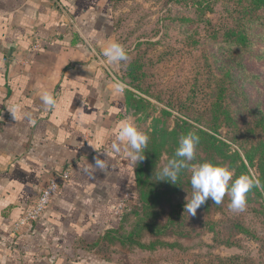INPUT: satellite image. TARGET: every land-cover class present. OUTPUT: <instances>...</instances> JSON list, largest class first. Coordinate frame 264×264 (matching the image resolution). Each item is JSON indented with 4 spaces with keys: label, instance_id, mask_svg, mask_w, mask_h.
<instances>
[{
    "label": "crops",
    "instance_id": "crops-1",
    "mask_svg": "<svg viewBox=\"0 0 264 264\" xmlns=\"http://www.w3.org/2000/svg\"><path fill=\"white\" fill-rule=\"evenodd\" d=\"M113 33L110 0H0V264H119L106 232L136 181L133 164L110 149L131 117L101 54ZM42 89L54 91L55 109L43 105ZM94 157L108 168L91 176L84 167ZM67 167L45 212L21 223Z\"/></svg>",
    "mask_w": 264,
    "mask_h": 264
},
{
    "label": "rangeland",
    "instance_id": "rangeland-1",
    "mask_svg": "<svg viewBox=\"0 0 264 264\" xmlns=\"http://www.w3.org/2000/svg\"><path fill=\"white\" fill-rule=\"evenodd\" d=\"M110 1L116 22L113 38L129 50L130 58L140 60V84L149 93L143 94L128 83L122 64L111 65L113 74L126 84L125 89L145 99L135 101L130 110L136 124L149 134L144 159L139 163L149 159L151 167H147V182L141 188L144 191L162 185L165 188L139 211L131 208L140 201L123 195L115 211L119 217L126 212L119 234L129 236L134 231V238L132 241L117 238L107 248L112 247L119 264H264L261 189L258 194L252 188L243 211H232L230 196L226 194L221 204L209 198L195 216H188L185 203L191 195L190 172L185 171L187 177L171 193L174 185L168 187L166 180H156L158 170L171 158L173 137L178 140L183 132L178 123L181 125L183 120L204 128L201 119L194 121L204 109L208 93L205 73H198V58L213 45V26L227 18L230 4L217 0L211 8L201 10L193 0ZM186 18L195 23L187 25ZM246 60V68L258 75L252 76L248 89L255 91L264 106V53L259 60L257 55ZM193 130L191 127L188 131ZM226 131V127L219 128L216 136L229 143L228 153L236 150L243 154ZM237 164L238 161L230 166L237 176L241 173L258 176L254 166L243 172L236 169ZM138 222L145 225L135 231Z\"/></svg>",
    "mask_w": 264,
    "mask_h": 264
},
{
    "label": "trees",
    "instance_id": "trees-1",
    "mask_svg": "<svg viewBox=\"0 0 264 264\" xmlns=\"http://www.w3.org/2000/svg\"><path fill=\"white\" fill-rule=\"evenodd\" d=\"M193 1L196 3V8L205 10V8H211L217 0ZM226 1L231 6L229 14L223 22L213 26L212 33L215 32L213 45H210L204 56L198 58V60L200 59L198 73H205V86L208 93L205 107L198 113V116H195L197 118L194 121L197 122L201 119L204 128H197L183 120H181V125L179 123L178 125L183 130L182 134H186L189 128L194 127L193 131L200 136L194 162L212 161L232 166L238 161L236 169L243 172H247L249 166H254L258 171L257 177L262 186L254 188L258 194L261 193L258 189H261L264 197V106L255 91L248 89L252 76L258 78V75L246 68V59L257 55L259 60L264 53V0ZM184 20L187 25L195 23L191 18ZM207 22L211 24V20L208 19ZM115 29L116 22L114 20ZM143 53H146V50ZM139 61L138 58L132 57L128 62L122 63L123 77L136 90L147 94V90L140 84L139 70L142 65ZM116 77L121 80L120 77ZM135 101L143 102L145 99L126 90V105L129 112ZM222 127H226V133H229L232 142L237 143L238 147L243 150V154L236 150L228 153L229 143L216 136L219 128ZM173 138L175 140L172 144L171 157L178 142L175 136ZM147 167H151L149 159L144 164L139 163L137 167L133 165L136 186L131 194L140 202L131 208L132 211H139L146 207L149 202L151 203L152 196H159L157 192L165 188L164 185L149 191H144L141 188L147 182ZM185 171L181 174L177 184L167 181L168 187L171 185L176 187H173L169 193L179 189L178 187L181 186L179 184L188 175ZM125 216L126 212L122 213L118 226L106 232V239L109 242H113L117 238L130 241L134 238V231L129 236L119 234ZM144 225V223L138 222L134 230L137 231Z\"/></svg>",
    "mask_w": 264,
    "mask_h": 264
},
{
    "label": "clouds",
    "instance_id": "clouds-1",
    "mask_svg": "<svg viewBox=\"0 0 264 264\" xmlns=\"http://www.w3.org/2000/svg\"><path fill=\"white\" fill-rule=\"evenodd\" d=\"M101 54L108 64L119 66L130 60L129 50L114 38L101 45ZM125 88L126 84L121 80H114L109 84V89L114 95H123ZM39 96L47 110L56 108L58 100L52 89H42ZM11 111L15 118L18 109L13 108ZM24 115L35 123L30 113ZM148 142L149 134L129 116L120 121L110 149L136 165L144 159ZM199 143L200 136L196 132L188 131L182 134L178 139L174 154L156 173V180H166L177 184L185 170L190 172L191 195L185 203L188 216H195L197 209L209 198L215 204H221L226 194L230 196L229 208L235 212L243 211L248 193L253 187H262L258 177L250 173H241L237 176L235 169L227 164L212 161L192 163L196 159ZM107 168L108 164L104 159L94 157V164L86 165L84 171L94 176L97 170L105 171Z\"/></svg>",
    "mask_w": 264,
    "mask_h": 264
},
{
    "label": "built area",
    "instance_id": "built-area-1",
    "mask_svg": "<svg viewBox=\"0 0 264 264\" xmlns=\"http://www.w3.org/2000/svg\"><path fill=\"white\" fill-rule=\"evenodd\" d=\"M116 80H119L116 77ZM70 176L69 168L54 172L48 179L47 183L41 187L36 201L32 208L25 211L21 218V223L30 224L39 219L48 208L53 196L58 192L61 184ZM123 205V202H122Z\"/></svg>",
    "mask_w": 264,
    "mask_h": 264
}]
</instances>
